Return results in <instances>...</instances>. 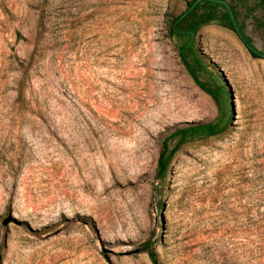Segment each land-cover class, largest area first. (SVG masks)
<instances>
[{
  "label": "rangeland",
  "instance_id": "374dc122",
  "mask_svg": "<svg viewBox=\"0 0 264 264\" xmlns=\"http://www.w3.org/2000/svg\"><path fill=\"white\" fill-rule=\"evenodd\" d=\"M192 1L0 0V264H264V58L221 20L193 42L232 123L156 178L219 116L171 33Z\"/></svg>",
  "mask_w": 264,
  "mask_h": 264
},
{
  "label": "trees",
  "instance_id": "16d2710c",
  "mask_svg": "<svg viewBox=\"0 0 264 264\" xmlns=\"http://www.w3.org/2000/svg\"><path fill=\"white\" fill-rule=\"evenodd\" d=\"M218 5L215 0H193L189 4L188 10L176 17L171 24L172 35L180 37L187 36L189 38L182 47V56L185 64L196 83L216 100L219 106V116L212 122L180 128L165 138L158 159L156 173V178L160 183L165 181L173 158L182 145L196 139L218 136L227 131L233 120V112L230 109L231 98L228 95L225 84L219 76L208 71L196 53L193 42L194 36L199 28L206 23L221 20L222 23L231 26L230 12H227L223 18H219L216 12ZM201 72L209 74L212 79L211 82L203 80L201 78ZM172 140L175 142L174 145L171 143ZM148 254L154 264H159L155 253L151 249H148Z\"/></svg>",
  "mask_w": 264,
  "mask_h": 264
},
{
  "label": "flooded vegetation",
  "instance_id": "af4514ba",
  "mask_svg": "<svg viewBox=\"0 0 264 264\" xmlns=\"http://www.w3.org/2000/svg\"><path fill=\"white\" fill-rule=\"evenodd\" d=\"M215 1L219 4L216 9L218 17L223 18L230 12L231 26L227 25L240 35L254 55L264 58V48L257 46L245 31L249 21H253L264 33V0H231V3L227 0Z\"/></svg>",
  "mask_w": 264,
  "mask_h": 264
}]
</instances>
